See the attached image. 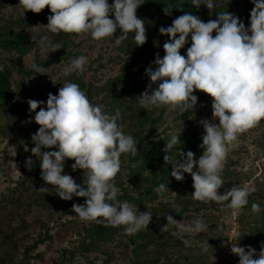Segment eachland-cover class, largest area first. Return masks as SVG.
<instances>
[{"label":"clouds","instance_id":"obj_1","mask_svg":"<svg viewBox=\"0 0 264 264\" xmlns=\"http://www.w3.org/2000/svg\"><path fill=\"white\" fill-rule=\"evenodd\" d=\"M251 2L254 7L248 28L228 11L219 13L216 20L207 23L197 16L185 14L174 19L170 26L160 27V34L169 36L170 40L163 44V58L156 54L155 70L152 67L146 69L150 81L159 82L158 87L153 89L150 83L148 90L139 97L144 109L168 106L170 110L179 108L182 112L196 105L195 90L213 98L212 119L219 123L201 121L203 154L194 160L192 151H179V159L171 165V177L182 181L185 173L191 174L192 198L204 203L228 201L233 218L248 205V198L255 189L233 186L224 194L218 193L225 183L222 172L228 152L238 143L239 134L264 119V0ZM144 3V0H113L111 5L108 0H19L25 13H40L46 7L50 9L53 15L47 17L49 22L45 27L51 33L90 34L92 39L100 41L113 37L119 28L122 34L115 38V44L120 45L128 38V33H134L137 46L147 41L145 21L137 17V9ZM191 3L197 7L203 4L209 10L215 7L214 0H191ZM164 12L171 15L166 8ZM110 14H114V20L109 18ZM189 34L191 46L185 57L180 54V49L187 43ZM37 43L42 50L51 46V52L61 48L52 44L48 36L40 37ZM87 63L86 56H79L70 61L61 74L67 77L82 72ZM32 67L36 73L43 74L41 65L33 64ZM4 68L0 64V72ZM27 103L31 112L44 104L31 99ZM120 118L119 109L114 115L104 112L101 105L88 99L78 84L66 81L58 95L49 93L46 109L40 107L34 116L40 127L32 136L35 146L31 152L39 159L42 180L56 189V195L65 201L72 200L74 195L87 198L84 204L72 206L79 218L97 223L103 218L113 227L125 226V233L132 235L149 227L152 213H142L129 202L117 200L120 189L114 178L121 169L120 157L138 152V144L132 135L126 134L118 124ZM180 135L170 134L163 149L167 153L165 161L181 142ZM53 147L58 150H44ZM25 151H28L27 147ZM66 159L75 161L72 164L74 171L77 168L84 170L83 184H77L71 175L62 174ZM33 163L28 158L26 167L31 170ZM194 167L197 170L194 171ZM48 190L49 187H42L38 191L47 193ZM168 191V185L163 183L155 189L162 198ZM251 209L258 213L260 206L253 203ZM166 220L161 231H169L170 226L175 228L172 235L186 247L191 246L186 236L203 233L208 228L199 217L187 224L171 215H167ZM240 236L236 233L235 239ZM201 247L206 252L210 245L206 242ZM231 253L239 257V264H264V245L258 259H253L255 249L249 247L246 252L236 243H232Z\"/></svg>","mask_w":264,"mask_h":264},{"label":"rangeland","instance_id":"obj_2","mask_svg":"<svg viewBox=\"0 0 264 264\" xmlns=\"http://www.w3.org/2000/svg\"><path fill=\"white\" fill-rule=\"evenodd\" d=\"M108 2L111 5L113 0ZM144 2L137 9V17L142 20L148 12L145 5L150 1ZM49 15L53 13L46 7L38 13L36 20H31L19 5V0H0L1 37L8 38L14 32L27 33L33 45L24 52L0 47V63L5 66L0 75L10 79L14 91L12 102L6 107L0 106V264L4 260L8 261L6 264H239V257L231 253L232 243L244 247L246 252L249 247L255 249V254L259 252L261 247L255 235L264 227V119L239 134L238 143L230 147L222 172L225 183L218 190L222 194L233 186L254 188L248 199L249 204H259L258 213L251 208H243L233 218L231 209L223 202H212L207 208L204 206L198 210L191 202L194 192L188 186L191 183L171 188L163 198L158 193L153 197L145 196L146 189L141 186L125 184L124 189L118 186L117 200L129 202L142 213H152L155 207L159 209V218L167 206L165 211L179 213L183 210L174 219L185 224L196 217L201 218L208 228L201 233L199 240L189 237L190 247L172 235L175 228L171 226L159 242L142 246L141 239L125 233V226H110L108 229L109 223L103 218H99V223L82 220L72 211V206L84 204L87 198L74 195L72 200L65 201L55 194L54 187L45 184L39 159L31 152L34 141L28 144L26 139L38 131L40 126L35 123L34 116L40 107L46 109L49 93L58 95L66 81L73 82L84 92L87 88L96 91L91 102L101 105L104 112H116L118 100L105 94L108 92L102 86L126 72L139 47L133 39L134 33H128V38L116 45L115 38L122 34L119 28L113 37L100 41L92 39L90 34L61 31L58 34L65 40L57 42L54 33L45 27ZM109 18L114 20V14ZM148 34L146 31L147 38ZM42 36H48L52 44L61 48L51 52L49 46L42 50L37 43ZM82 55L88 58L84 70L63 76V68ZM33 64L44 67L43 74L36 73ZM195 92L200 100L196 120L193 121L194 115L184 120L178 118V109H169L162 127L155 130L156 134L161 130H189L192 135H203L201 121L219 123L212 119L213 98L203 91ZM29 99L43 101L44 104L31 112L27 103ZM28 158L34 162L31 170L26 167ZM74 162L66 159L62 174L71 175L77 184H83L84 170L77 168L74 171ZM119 172L126 179L128 170L122 164ZM42 187H49L48 192L38 191ZM97 226L101 232L97 231ZM236 233L241 235L238 240L235 239ZM206 242L210 247L205 252L201 246ZM187 256L192 257L193 263L183 261Z\"/></svg>","mask_w":264,"mask_h":264},{"label":"trees","instance_id":"obj_3","mask_svg":"<svg viewBox=\"0 0 264 264\" xmlns=\"http://www.w3.org/2000/svg\"><path fill=\"white\" fill-rule=\"evenodd\" d=\"M150 2L145 5L148 7V12L144 16L145 28L149 32L146 43L139 46L133 57L131 58L130 67L126 69L125 73L118 78H112L105 83L102 87L107 90V95H112L118 101V109L121 112V118L118 120V124L122 126V130L126 134L132 135L137 145V153L135 155L128 153L121 155V164L124 168H127L126 179H124L120 172L114 178L116 187L121 186L125 188L127 186H141L146 189L145 196H156L155 189L161 184L168 185L169 190L171 188L181 186L183 183L190 184V188H193V180L191 174L185 173L182 181H176L171 177V165L179 159L177 153L179 151L187 152L192 151L194 153V160H198L203 154L204 149L202 145L203 135H192L189 130L185 131H171L167 132L161 130L159 133H155L156 129L161 128L165 115L169 111L168 106L151 107L148 109L142 108L139 103L140 95L148 90V85L151 83L152 88L158 87V83H152L150 77L146 75V69L152 67L155 70L154 60L156 54L159 53L160 57L163 58L165 55L163 44L170 40L167 35H162L159 32L160 27H168L172 24L173 20L185 15L192 14L199 17L203 22L207 23L210 20H216L219 13L229 12L235 14L244 24L245 27H250V13L254 7L251 0H214V9H208L205 5L201 4L199 7L193 5L191 0H149ZM171 12V15H166L164 9ZM28 17L31 20H36L38 13L27 11ZM215 36V32L212 34ZM57 42H64V36L58 33L54 34ZM178 38V36H177ZM191 46V34L187 38V43L180 49V54L186 57L187 49ZM0 47L8 50H16L24 52L33 47L31 45V38L27 33L14 32L8 38H2L0 34ZM1 64V63H0ZM96 91L91 88H87L85 91L88 99L94 97ZM198 97L197 103L193 109H188L187 112H182L179 108L178 118L186 119L189 116L194 115L193 121L196 120L197 109L199 108V95L194 91L193 93ZM14 91L11 87L10 79L3 74L0 75V106L6 107L12 102ZM96 104V103H95ZM108 113V110L105 111ZM112 115L114 111L110 112ZM15 128V132H16ZM170 134L180 135L181 142L176 145L171 153L168 161L164 160V156L167 154L163 151L166 147V143L170 140ZM26 143L33 144L32 138L29 135L26 139ZM127 164V165H125ZM197 168L194 167V171ZM231 187L225 189L229 190ZM222 194H224V192ZM142 199H145L142 197ZM153 199V198H152ZM193 205H196V209L207 208L209 203H204L197 200L191 201ZM228 201H224L223 204L228 205ZM255 203V202H254ZM167 204V203H166ZM165 204V205H166ZM253 203L244 207V209L251 208ZM205 206V207H204ZM186 208V206H185ZM164 209L162 217H157L159 212L158 208H152V221L149 227L145 228L138 234H134L136 237L142 240V246H147L159 242L165 234L161 231L162 226L166 225V216L171 215L173 218L180 216L183 212L175 213L171 210L165 211ZM177 218V217H176ZM111 225L108 224V229ZM100 229L97 226V231ZM104 230V229H102ZM105 232V231H103ZM257 242L260 247L264 245V227H261L259 233L256 235ZM190 236H186L189 239ZM193 240H199V235L191 236ZM190 237V238H191ZM261 251V249H260ZM259 252H257L253 259L259 258ZM192 257H186L183 261L193 263ZM13 260V259H12ZM8 262V261H7ZM5 260L1 264L7 263ZM14 264V263H10ZM195 264V263H194ZM198 264V263H196Z\"/></svg>","mask_w":264,"mask_h":264},{"label":"built area","instance_id":"obj_4","mask_svg":"<svg viewBox=\"0 0 264 264\" xmlns=\"http://www.w3.org/2000/svg\"><path fill=\"white\" fill-rule=\"evenodd\" d=\"M234 255V254H233Z\"/></svg>","mask_w":264,"mask_h":264}]
</instances>
